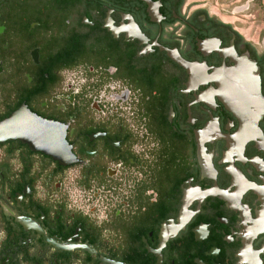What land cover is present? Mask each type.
Instances as JSON below:
<instances>
[{
  "label": "flooded vegetation",
  "instance_id": "flooded-vegetation-1",
  "mask_svg": "<svg viewBox=\"0 0 264 264\" xmlns=\"http://www.w3.org/2000/svg\"><path fill=\"white\" fill-rule=\"evenodd\" d=\"M244 56L264 99V35L188 0H0V264H264V114L232 147L175 60Z\"/></svg>",
  "mask_w": 264,
  "mask_h": 264
},
{
  "label": "water",
  "instance_id": "water-1",
  "mask_svg": "<svg viewBox=\"0 0 264 264\" xmlns=\"http://www.w3.org/2000/svg\"><path fill=\"white\" fill-rule=\"evenodd\" d=\"M148 2L151 4L150 1ZM213 45L212 41L199 42V47L202 50L213 47ZM175 60L189 72L192 85H197L204 79L215 83L219 96L227 107L236 116L242 115L244 131L231 138L229 143L232 147L242 140L246 144L247 141L259 134L258 124L264 114V99L261 92V77L255 62L251 61L248 56H244L234 60L235 68L228 69L224 66L208 75L198 64H188L178 58ZM47 126L50 127L49 124ZM51 129L52 131L56 129L54 124L51 125Z\"/></svg>",
  "mask_w": 264,
  "mask_h": 264
},
{
  "label": "rangeland",
  "instance_id": "rangeland-1",
  "mask_svg": "<svg viewBox=\"0 0 264 264\" xmlns=\"http://www.w3.org/2000/svg\"><path fill=\"white\" fill-rule=\"evenodd\" d=\"M199 9L235 28L238 33L258 43L264 35V0H188Z\"/></svg>",
  "mask_w": 264,
  "mask_h": 264
}]
</instances>
